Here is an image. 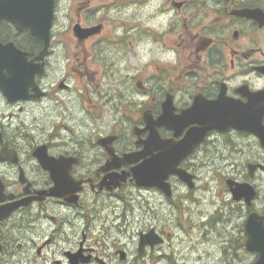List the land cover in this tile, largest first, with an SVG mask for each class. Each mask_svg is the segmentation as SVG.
I'll list each match as a JSON object with an SVG mask.
<instances>
[{
    "label": "flooded vegetation",
    "instance_id": "1",
    "mask_svg": "<svg viewBox=\"0 0 264 264\" xmlns=\"http://www.w3.org/2000/svg\"><path fill=\"white\" fill-rule=\"evenodd\" d=\"M151 1L127 2L140 11L113 19L91 13L92 0L56 13V0L46 37L43 20L35 35L25 19L17 29L0 18V264H113L98 247L113 250L114 264H157V252L159 262L173 264L154 226L134 234L133 251L119 239L100 238L94 248L90 227L106 224L107 201L125 203L130 189L162 193L138 187L136 170L199 125L158 120L217 100L255 130H210L179 168L196 191L200 162H247L243 177L227 180L255 190L250 207L238 203L247 216L236 219L234 238L239 251L258 257L245 248L244 225L251 213L264 217V0H162L146 13ZM175 180H168L172 196ZM151 230L162 242L139 252Z\"/></svg>",
    "mask_w": 264,
    "mask_h": 264
},
{
    "label": "rangeland",
    "instance_id": "2",
    "mask_svg": "<svg viewBox=\"0 0 264 264\" xmlns=\"http://www.w3.org/2000/svg\"><path fill=\"white\" fill-rule=\"evenodd\" d=\"M76 1L58 0L56 13H75ZM138 1L141 0H107V3L92 0L90 11L115 13L112 18L117 19L116 13H138L141 9L139 4L126 5L127 2ZM161 2L153 0L147 3L146 13H154ZM72 48L73 43H70L66 49L72 51ZM66 57H69L68 52ZM246 163L245 160H238L235 164L234 160L220 159L219 156L200 162L195 173L198 176L196 191L175 180L172 202L156 191L130 189L127 192L128 202L121 203L117 199L107 201L101 217H107L108 222L90 227L88 242L93 246L92 242H100V238H105L108 243L119 239L121 244H128L133 251L134 234L143 227L154 226L167 239L163 255H168L173 264H253L256 257L242 249L239 251L234 238L237 235L234 230L236 219L247 216L246 208H241L232 200L225 186L227 179L244 176ZM233 165L242 168L236 169ZM124 233L126 237L121 236ZM96 251L100 255L109 254V261L113 264L117 262L112 249L107 254L99 247ZM157 255L158 252L151 256L156 258L157 264H167V261L159 262Z\"/></svg>",
    "mask_w": 264,
    "mask_h": 264
},
{
    "label": "water",
    "instance_id": "3",
    "mask_svg": "<svg viewBox=\"0 0 264 264\" xmlns=\"http://www.w3.org/2000/svg\"><path fill=\"white\" fill-rule=\"evenodd\" d=\"M55 9V0H0V13H12L11 15L0 16L17 25V29L22 26L30 28L32 34H38L36 24L39 20L44 21L45 37L48 34L53 20ZM25 13V14H24ZM29 13V14H27ZM243 13H254L252 11H243ZM256 13V12H255ZM26 20L28 24L20 26V22ZM89 32H92L91 30ZM211 107L206 109L203 102L196 103L188 110L182 112L178 116L166 113L158 120L161 124H170L174 128H184L190 124H198L199 127L191 129L187 132L184 139L176 145H173L171 151H164L161 160L152 159L143 164L135 172L134 179L138 187H152L159 189L163 195L170 199L172 197V189L169 183V177L175 176L185 184L189 189L194 188L193 177L185 170L179 168L183 158H185L190 150L202 141L203 136L210 130L224 131L234 128L239 131L252 132L255 128L244 125L247 120L242 114L224 111L220 108L221 104L217 102L211 103ZM219 107V108H217ZM248 121V120H247ZM260 131V126L257 127ZM264 144V141H263ZM153 146L154 139L149 138L145 146ZM166 145V144H163ZM165 148V147H164ZM185 150V151H184ZM252 169L250 176H252ZM227 186L233 201H243L247 207H250L254 198L255 190L247 183H237L227 180ZM264 217H259L255 213L248 215L245 229V248L248 252L257 253L258 257L253 264H264ZM162 242L154 230L149 231L146 235L141 236L139 244V252L144 247H154Z\"/></svg>",
    "mask_w": 264,
    "mask_h": 264
},
{
    "label": "bare ground",
    "instance_id": "4",
    "mask_svg": "<svg viewBox=\"0 0 264 264\" xmlns=\"http://www.w3.org/2000/svg\"><path fill=\"white\" fill-rule=\"evenodd\" d=\"M128 200V199H127ZM129 201V200H128ZM128 201H126V202H128ZM132 206V205H131ZM205 209V208H204ZM212 226V225H211ZM228 243V242H227ZM202 249V248H201ZM204 250V249H203ZM162 259V258H161Z\"/></svg>",
    "mask_w": 264,
    "mask_h": 264
}]
</instances>
